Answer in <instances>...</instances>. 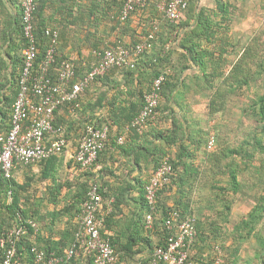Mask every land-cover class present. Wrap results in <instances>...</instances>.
Returning <instances> with one entry per match:
<instances>
[{"label": "crops", "instance_id": "obj_1", "mask_svg": "<svg viewBox=\"0 0 264 264\" xmlns=\"http://www.w3.org/2000/svg\"><path fill=\"white\" fill-rule=\"evenodd\" d=\"M37 1L35 23L55 28L58 55L72 59L82 70L86 71L96 62L99 49L112 47L118 41L131 46L152 34L154 50L164 48L171 54L174 67L187 68L179 74L170 100L162 97L160 105L166 107L157 111L141 133L130 130L125 119L138 110L140 92L148 86L145 78L152 71L150 58L139 60L133 77H126L123 69L108 70L101 80L91 83L80 94L77 110L65 105L55 112L54 121L63 127L66 138L63 151L50 160L18 165L12 172L18 184L33 189L27 206L31 205L28 214L36 227L28 234L27 241L54 253L69 247L78 228L80 202L86 187L97 183L102 194V230L114 239L116 246L126 244L131 234L136 239L134 249L148 242L156 243L158 231L143 227V186L151 175L157 154L165 150L171 152L173 158L178 150L175 146L183 142L188 151L193 152L187 160L192 169L184 177L183 188L173 185L164 194H186L190 189L200 193L190 184L200 181L202 173L195 168L203 161L204 182L210 185L223 181L224 187H219L223 189L218 196L223 201L222 207L227 204L222 213L207 211L204 207L203 217L194 214L198 235L189 251L190 263H212L214 251L219 247L224 264H264V177L261 180L255 156L244 168L243 165L240 169L236 167L234 190L230 181L233 171L228 169L233 161L227 160L224 164L227 158H220L222 171L219 172L212 160L193 159L196 151L201 150L196 149L193 141L197 143L199 137L205 135L209 103L217 98L221 86L243 84L238 83L237 78L230 79L229 73L245 48H254L259 41V25L253 30L255 24L264 22V0H191L189 10L179 21L182 25L174 27L167 23L159 8L162 0H146L126 21L116 19L118 5L111 0ZM19 13V0H0V60L9 71L20 67ZM187 49L194 60L185 57ZM88 121L107 124L109 133L105 149L92 167L82 168L74 162L73 155ZM173 126L181 129V139L177 144H166L162 135L167 136ZM234 160L243 162L237 157ZM31 179L33 182L29 183ZM209 187L205 191L213 192ZM4 198V191H0V225L7 216L5 204L11 200ZM21 201L25 202L23 197ZM253 207L256 209L249 216ZM147 253V249L141 248L131 258L126 256L120 261L143 258ZM20 255L22 264H31L26 251H21ZM81 256L68 264L85 263L86 259Z\"/></svg>", "mask_w": 264, "mask_h": 264}, {"label": "built area", "instance_id": "obj_2", "mask_svg": "<svg viewBox=\"0 0 264 264\" xmlns=\"http://www.w3.org/2000/svg\"><path fill=\"white\" fill-rule=\"evenodd\" d=\"M118 1L121 2L122 21L146 3V0ZM187 3L188 0H162L159 8L166 20L175 22L183 14ZM37 4V0H19L20 23L26 46L22 50L23 63L18 78V92L11 107L10 127L7 132L0 134V169L5 178H10L13 169L18 165L37 163L59 155L66 146V138L63 127L55 124V112L65 104H70L75 109L78 107L76 101L80 92L96 76L113 67L132 68L135 56L151 48L149 41H143L131 47L118 44L97 51L96 65L84 78L73 81L75 64L71 59L58 55V31L47 27L43 32L47 39L46 48L39 62V70H35V61L39 54L34 24ZM163 81L162 75L153 80L150 90L144 94L143 107L130 122V127L138 133L143 131L156 114ZM82 130L73 160L82 168H91L105 149L109 127L86 124ZM121 140V137L118 138V141ZM172 174L170 158L165 156L146 182L144 198L148 211L144 215V228H153L155 219L159 218L160 213L156 208L159 191L169 184ZM101 207L102 196L98 192V186L93 184L80 205L78 228L69 247L63 254H57L32 245L30 252L33 254L34 264L67 263L81 255L91 256L94 264H115L118 261L117 251L112 246L109 235H102ZM162 223L166 236L163 244L152 251L149 264H191L189 251L198 235L195 216L181 213L172 207L163 217ZM28 226L35 228V221L18 214L16 227L0 238V264H22L15 243L21 235L27 234ZM221 262V250L217 247L214 263L222 264Z\"/></svg>", "mask_w": 264, "mask_h": 264}, {"label": "trees", "instance_id": "obj_3", "mask_svg": "<svg viewBox=\"0 0 264 264\" xmlns=\"http://www.w3.org/2000/svg\"><path fill=\"white\" fill-rule=\"evenodd\" d=\"M111 1L114 3H117V5H118V13H117L116 19L119 21L120 20L121 2L118 0H111ZM190 2H191V0H188L187 7L185 8L183 14L180 16V18L178 20H176L175 22H170V21L166 20L167 23L170 24V26L174 27L175 25L177 26V25L181 24V23H179V21L183 18L185 12L189 10L188 8H190V6H189ZM19 9H20V6H19ZM36 14H37V11L35 13V18H36ZM20 20H21V10L19 13V22H18L19 28H18L17 32L20 36V42H21L19 45V48L21 50H23V48L26 46V39L23 36ZM120 21H122V20H120ZM34 24H35L36 39L38 42L37 44L39 45V54H38L37 59L35 61V70H37V69L39 70V62L41 61V59L43 57V54H44V51L46 48V44H47V39H46L43 32H44V29L49 27V26L40 27V26H38V24L35 23V19H34ZM50 28L55 29L53 27H50ZM0 33H1V26H0ZM145 41H149L152 44L154 41V35L153 34L150 36L147 35V39ZM137 43H135V44H137ZM139 43H140V41H139ZM118 44L127 46V45L123 44L121 41L116 42L113 46H116ZM135 44H133V45H135ZM103 49H106V48H103ZM103 49H99L98 51H102ZM150 49L148 51L144 52L143 54L138 55L137 57L135 56V60H134L135 63H134V66L132 68L126 67V66L111 68V69H123L126 71L125 72L126 77L127 76L133 77V74L135 73L134 69L138 65L139 60H142V58H150V60L152 62L150 64L152 71L149 72L150 74L148 76H146V78H145V81H147L148 86L142 93L140 92V98H139L140 101L138 102V108H137L138 110L135 113H132L131 116H128V118L125 119V122L127 123L128 128L134 132H137V131L133 127H130V122L133 120V118L139 113V111L143 107V105H144V94L150 90V87H151L153 80L155 78L159 77L160 75L164 76V81L161 84L160 95H161V97H164L166 100H170V94L174 90V88L176 87V82L178 81L179 74H181L183 72V70L185 68H187L186 66H183V67L181 66L180 69L177 67H174L173 66L174 63H172L171 54L169 52H166L167 50H165L164 48H161V50H165V53H162L161 50L160 51L154 50L153 44H152L151 52H150ZM188 50H190V49L186 50L185 57L186 58L189 57L192 60H194L193 56L188 55L191 53V51H188ZM96 59H97V57H96ZM97 61L98 60H96V62L92 66H90V68H88L86 71L78 68L77 63L73 61L75 64V75H74L73 81H79L82 78H84L85 75L93 68V66L96 65ZM244 61H245L244 55H242L239 58L238 62L235 64V67L230 71V73H229L230 79H236L237 78L238 83L239 82L244 83L245 77L242 74L245 72L244 73V75H245L246 72L248 71L246 68L247 64H245ZM14 63H16V60L13 59V64ZM22 63H23V57L21 54L20 55L19 70H15V68L12 67V69L9 71L6 69V66L3 63V60L2 59L0 60V134L7 132L9 127H10L11 107H12V104H13V102L16 98L17 92H18V78H19V74H20L21 69H22ZM245 69H246V71H245ZM33 74H34V72H33ZM50 74L53 77V72H51ZM104 74L96 76L92 81H90L88 86L85 87L80 92V94L83 91L87 90L90 87L91 83L98 81V80H101L103 78ZM237 86H238L237 88H241L240 84ZM224 92L225 91L222 92L221 88H220V92L217 94V97L221 98L222 95L224 94ZM80 94H79V96H80ZM219 101L222 102V99H220ZM76 102L78 103V99ZM161 102H162V100L160 98L158 106L156 108V114H157L158 109L160 108ZM256 104L258 106L260 120H261V122H263L262 128L264 130V92L261 96L258 97ZM65 105H70V104H65ZM65 105H63V106H65ZM75 109L77 110L78 107H76ZM149 122H151V120L148 121V123ZM55 124H57V123H55ZM86 124H93L95 127L103 126L101 124L98 125L92 121H90V122L88 121L87 123L84 124V126ZM84 126H83V128H84ZM180 130H181L180 128H178V127L176 128V126H173V128L171 129L170 133L167 136L162 135L163 141L166 144H177V140L181 139V136H179V133L182 134ZM257 145H258L259 149H263V146L261 145L260 141H258ZM0 148H1V145H0ZM177 148H178V150H177L175 156L173 158L169 156V158H170L171 165L173 167V174L171 175V179H174L173 184L177 188L180 189V188H183V186L185 185L186 182L184 180V177H186L189 174V171L192 169V165H191V162L190 163L187 162V160L190 157V151H188V149L184 145V143L180 142L179 144H177ZM240 150H242V146L240 147ZM230 152H231V154H238L239 153V151L236 150L235 148L231 149ZM243 154H244V156L249 155V150H244ZM165 156H167V154H163L160 157L156 156L157 160H156V163H155L152 171L159 165L161 159ZM53 158H54V156H52L46 160H50ZM234 159H235V155H232L230 160L233 161V163L228 164L229 165L228 169L233 171L230 173V181L233 184V189L230 188L231 190H234V185L236 184V178H235L234 172H236V167H238V164L235 163L236 161ZM46 160H43V161H46ZM174 170L179 174V177L177 180L174 178ZM93 184H96L98 186V192L101 194V190H100L99 185L97 183H90L86 187V190L84 192L83 198L81 199L80 205H81L82 201L84 200V198L86 197V193L89 190L90 186ZM171 184L172 183H169L166 187H164L163 189H161L159 191V199H158L156 208H157V211L160 213V216L158 219H155L154 224H153V229L158 231L157 238L159 237V239L157 240L156 243L152 244L151 242H148L146 245L141 247L143 249H147L148 253H147L146 257L139 259L141 262L140 264H149L152 251L155 248H157L163 244L165 236H166V231L163 227L162 222H163V217L166 215L168 210H170L173 207V208L180 210L181 213H188L190 215L192 214L189 211H187L188 205L184 204L183 208H178V207H174V206H168L165 204V201L162 200V197H160V194L164 193L166 190L168 191L169 189H171V187H172ZM144 187H145V185L143 186V190H142L143 194H142V198H141V204L143 207V211L147 212L148 207L146 204V200L144 198ZM221 189H223V188H221ZM24 190H25L24 185L18 184L14 180L13 176H11L10 178H5L3 176L1 169H0V191H4V194H5L4 200L5 201H7V197L11 198V200L9 202H7V204H5V207H4L6 209L7 216L4 217L5 219H3V224L0 225V238L2 236H5L9 230L16 227L18 214L21 215L23 218H30L31 217L28 214L29 210H30V209H28L29 206H26V204L21 201V198L25 197L21 193ZM101 196H102V194H101ZM255 209H256V207H253L248 215L249 216L252 215V212ZM79 212H80V208H79ZM105 222H106V219H105ZM143 227H144V223H143ZM196 227H197V224H196ZM102 228H103V226H102ZM34 230H35V228H33L32 226H28L27 234L25 233L24 235H21V237L15 243L16 249H17L19 254L21 251L27 252V255H28L27 259H28V261L31 262V264H34L33 254L30 252V247L33 244H30L27 241V238H28L27 236L29 233H32ZM102 235L104 237L107 236L103 230H102ZM132 235L133 234H131V236H130L132 238H129L127 243L122 245V246H116L114 239L111 236H108L110 238V242H111L112 246L118 252V256H119L118 257V263H121L120 259H123L126 256H129L131 258L133 255L140 252L141 248L140 249H134L133 248V246H134L133 244L135 243L136 239ZM36 247L39 248V246H36ZM39 249H43V248H39ZM43 250H45V249H43ZM65 250L57 252V254H63ZM45 251L49 252L50 250H45ZM214 255L216 256L215 251H214ZM215 256H213L211 258V262L213 264H214ZM1 257H2V250L0 249V261H1ZM81 258L86 259V262L83 264H94L92 257L89 255L81 256ZM221 261H222L221 263L224 264L225 261L222 259H221ZM68 263L69 262H67L65 264H68ZM212 263H210V264H212Z\"/></svg>", "mask_w": 264, "mask_h": 264}, {"label": "rangeland", "instance_id": "obj_4", "mask_svg": "<svg viewBox=\"0 0 264 264\" xmlns=\"http://www.w3.org/2000/svg\"><path fill=\"white\" fill-rule=\"evenodd\" d=\"M257 25H259L257 28L259 42H255L256 46H254V48L247 46L243 54L245 60L244 63L247 64L246 68L248 70L245 75V72L242 74L245 77V81L241 85V88H237L238 86L233 87L231 84L230 87L226 85L221 86L222 92L225 91V89L228 90V92L225 93L224 99L223 94L221 98L215 97L209 103L210 114L209 117H207V119L204 121L206 126V130L204 131L205 135L199 137V142L196 143L193 141L196 149L201 150L196 151V157H193V159H200V161L204 159H207L208 161L212 160L214 163H216V168L220 172L222 171L219 166L220 158H227L224 159L225 164L227 160L231 159L232 155H235V157L243 159V162L237 163L238 168H240L242 165L244 168L246 162L255 156L253 159L255 160L256 164L259 165V174L262 176L261 180H263L264 130L262 128L263 122L260 120L259 110L256 102L258 97L264 92V22L255 24L253 31L256 30L255 28ZM220 99H222V102L219 101ZM162 107H166V105H160L159 109H162ZM217 120H219V122H216ZM209 137L213 139L210 138L209 142H207ZM258 141H260L263 149L258 148ZM241 146L242 150H240ZM233 148L238 150L239 153L231 154L230 151ZM244 150H249V155L244 156ZM164 151L159 152L157 157H160L163 154H168V156L171 157V152ZM192 153L193 152L190 151L191 155ZM157 157L155 158V163ZM204 169L205 163L202 161L200 165L195 168L196 172L200 171L202 173L200 181H196L195 183L192 182V184H190L195 185L197 189L200 190V193H195L194 190L190 189V192H186V194L179 193L175 196H170L168 194L167 196L164 194L167 191L166 190L164 193L160 194V197H162V199L165 201V204L178 208H183L184 204L188 205L187 211L200 217H203L204 215V207L207 208V211L222 213V209H225L227 204L223 205L224 207H222L221 202L223 201H221V198L218 195L220 194L219 190H221L219 187H224V182L218 180L210 183V185L208 181L204 182ZM178 177L179 174L174 170V178L177 180ZM171 180L169 183H172L171 185L173 186L174 179ZM30 182H33V179H31L29 183ZM209 186H211V190L213 189V192L205 191V189H210ZM32 191L33 189L26 186L25 190L21 192L25 196L23 198L25 200L24 203L26 206L32 196ZM210 193H212V195ZM208 194L209 196H205ZM226 199H228V202L231 201L229 198ZM30 208L31 205H29L28 209ZM197 213H199V215ZM139 259H131L130 261H125L124 263H118L117 261L115 264H140L141 262Z\"/></svg>", "mask_w": 264, "mask_h": 264}]
</instances>
